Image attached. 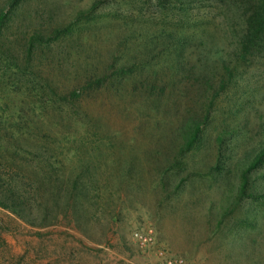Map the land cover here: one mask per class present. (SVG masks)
Segmentation results:
<instances>
[{
  "label": "rangeland",
  "instance_id": "obj_1",
  "mask_svg": "<svg viewBox=\"0 0 264 264\" xmlns=\"http://www.w3.org/2000/svg\"><path fill=\"white\" fill-rule=\"evenodd\" d=\"M85 2L23 0L3 28L18 60L0 53V155L15 159L21 175L38 165L60 177L57 186L70 189L79 177L88 187L72 198L73 215L42 228L0 208V264H156L154 250H142L132 236L148 227L156 246L197 264H264V163L249 173L250 190L261 196L237 200L242 166L264 142V61L250 63L254 80L242 79L238 96L217 99L198 144L175 154L174 106L132 92L134 78L84 87L123 33L104 6L70 44L51 42L28 71L20 68L23 36ZM209 32L219 43V26ZM7 136L11 147L3 152ZM19 145L24 150L14 153Z\"/></svg>",
  "mask_w": 264,
  "mask_h": 264
},
{
  "label": "trees",
  "instance_id": "obj_2",
  "mask_svg": "<svg viewBox=\"0 0 264 264\" xmlns=\"http://www.w3.org/2000/svg\"><path fill=\"white\" fill-rule=\"evenodd\" d=\"M22 1L0 0V53L14 62L18 56L3 43V28ZM101 6L108 18L117 20L123 33L115 37L100 73L85 76L84 87L105 86L109 81L111 86L115 81L119 85L122 80L135 79L138 82H128L132 92L139 91L150 101L160 98L166 107L174 106L175 154L198 144L212 106L222 96H238L240 81L254 80L247 73L250 63L264 61V0H86L66 17H51L47 29L23 36L25 62L20 68L28 71L32 57L45 56L44 48H50L51 42L61 47L70 44L75 39L73 33L81 29L79 25L89 24ZM210 25L219 26V43L212 42ZM77 90L74 87L71 95L77 96ZM179 106H185V114L178 111ZM6 138L3 152L11 147L10 136ZM215 140L219 152L223 134ZM13 149L14 153L24 150L20 145ZM6 153L0 155V208L41 228L62 213L73 215L72 198L86 196L85 181L79 182L77 177L70 189L62 181L57 186L60 177L52 170L43 173L38 165L31 166V174L21 175L23 168L15 159H6ZM220 163L219 157L215 168H220ZM263 163L264 142L242 166L237 200L261 196L250 190L249 173Z\"/></svg>",
  "mask_w": 264,
  "mask_h": 264
},
{
  "label": "built area",
  "instance_id": "obj_3",
  "mask_svg": "<svg viewBox=\"0 0 264 264\" xmlns=\"http://www.w3.org/2000/svg\"><path fill=\"white\" fill-rule=\"evenodd\" d=\"M132 236L142 250H154L156 264H197L192 258L185 257L179 253H173L163 246H156L153 228L148 227L145 230H134Z\"/></svg>",
  "mask_w": 264,
  "mask_h": 264
}]
</instances>
